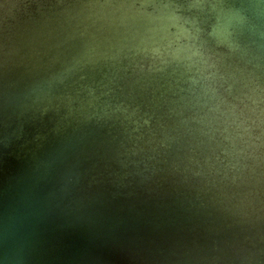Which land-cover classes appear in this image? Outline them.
<instances>
[{
	"label": "water",
	"instance_id": "1",
	"mask_svg": "<svg viewBox=\"0 0 264 264\" xmlns=\"http://www.w3.org/2000/svg\"><path fill=\"white\" fill-rule=\"evenodd\" d=\"M0 264H264V0H0Z\"/></svg>",
	"mask_w": 264,
	"mask_h": 264
}]
</instances>
